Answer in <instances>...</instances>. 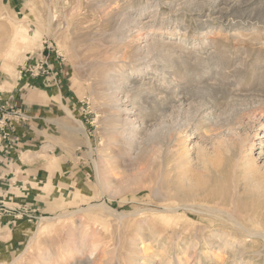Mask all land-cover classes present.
I'll return each instance as SVG.
<instances>
[{
    "label": "rangeland",
    "instance_id": "1",
    "mask_svg": "<svg viewBox=\"0 0 264 264\" xmlns=\"http://www.w3.org/2000/svg\"><path fill=\"white\" fill-rule=\"evenodd\" d=\"M1 18L9 19L11 26L28 28L31 36L26 44L16 43L17 50L24 48L14 56H6L11 43L0 50L1 80H19L24 86L49 90L50 99L40 107L44 108L40 114L44 121L37 126L36 139L28 149L41 158L36 165L41 170L32 188L42 202L14 201L16 205L12 207L11 199L0 201V214L8 216L0 224V264H32L39 259V251L43 255L56 254L59 246L72 241L83 248L90 242L87 236L98 240L99 248L109 249L101 248L100 255L95 253L92 264H102V252L109 255L104 257L115 258L108 264H124L120 258L125 256L131 240L139 246L146 245L147 253L156 256V264L165 249L164 264H178V258L183 256V241L179 248L171 247L164 232L162 241L149 240L147 225L162 232L155 218L161 203L151 187L161 164L166 162L165 151L174 150L175 144L184 140H189L191 146L205 144L208 151H214L218 133L228 140L229 153L222 151L216 160L220 170L213 172L214 181L230 186L234 154L230 142L236 135H248L250 141L256 132L264 134V0H0V21ZM153 43L157 46L149 59L131 60L135 45L146 48ZM41 65L38 73L28 72L30 66ZM111 79L121 89L135 86L132 96L135 93L138 105L144 104L142 98L149 97L152 117L145 123L150 129L158 128L161 138L157 144L146 141L139 151L135 149L138 154L134 163L117 164L109 173L110 184L106 187L100 165L108 150L111 125L105 119L99 94L104 88L101 83ZM125 92L117 93L123 104L132 97L129 94V100L125 99ZM199 105L203 106L194 117L187 118L189 108ZM210 113L213 117L222 115L218 117L224 129L216 128L211 134L206 130L210 128L202 119ZM13 116L23 120L21 113ZM78 123L85 129L90 147L74 131ZM228 125H233L234 131H229ZM260 159L259 164L263 163ZM258 200L254 203L264 201ZM100 205L108 208H99ZM87 208L91 210L78 212ZM68 213L74 214L60 217ZM139 224L144 238L136 231ZM40 226L45 229H38ZM66 229L74 230L71 241L66 239ZM241 247L218 251L200 246L196 259L191 251L187 253V264H264V240ZM76 263L80 264L78 259L67 264Z\"/></svg>",
    "mask_w": 264,
    "mask_h": 264
},
{
    "label": "bare ground",
    "instance_id": "2",
    "mask_svg": "<svg viewBox=\"0 0 264 264\" xmlns=\"http://www.w3.org/2000/svg\"><path fill=\"white\" fill-rule=\"evenodd\" d=\"M49 19L52 20L53 18L49 15ZM9 23H10L9 19L6 18L0 21V50H5L4 48L7 45H9V43H11L10 47L6 51V56H14L21 49L24 48L22 47L17 50L16 43L22 42L26 44L31 39V36L29 35L30 33H28L27 30L28 28L17 25L11 26L9 25ZM131 23L133 22L131 21ZM155 44L156 43L150 44L146 48H143L139 45H135L132 48L131 60L135 62H140L149 59V56L152 55L153 52L152 50L157 46ZM159 55L163 56V54L160 53ZM98 61L100 62L99 59ZM160 61L163 62V60ZM105 62L107 61H104V64ZM104 75H105V71H104ZM113 80L114 79L108 81L106 80L107 82L104 81L107 84V88H105L106 86L105 83H101L102 85L104 84V88L102 89V91L100 90L101 93L99 94L100 95L99 97L103 102L102 104L104 106V112L107 115V118L105 119H107L108 123L111 125L109 129L110 134L107 144L108 150L107 153H105L106 155L103 154L100 165V171L103 174L102 176L105 177L104 181L106 183V187L107 185L110 184L108 182L109 173L112 171V169H116L117 164L120 165L127 163L130 165L134 163L135 160H137V154H138V152L135 153V149L136 150L138 149L139 151L141 145L144 144V142L147 141L148 143H152L153 145L154 142L156 143V141H158L161 138L159 135L158 128L150 129L148 128L149 127V125L147 124L148 122L145 123L146 121L145 119H149L150 117H152V113H151L152 111L149 109L148 101H147L149 97H145V100L144 98H142L144 104L138 105L135 102V98L137 97L135 96V93H133L134 95L132 96V90L135 86L134 87L131 86L132 88L128 90H125L123 88L121 89L120 86L117 84L118 82L115 83ZM149 86L150 89L153 90V85L150 84ZM119 91L120 92L126 91L125 92L126 95L124 94L125 99H128L129 94H131L132 96L131 99L130 100L128 99L129 101L123 104V102H121V99L118 96L120 94H117ZM154 97L152 96L150 98L154 99ZM202 106L203 105H199V107L195 106L194 108L193 107L189 108V111L187 112L188 113L187 118L189 117L191 119L192 117H194L195 113L199 111V109L202 108ZM218 115L213 117V114L211 115L210 113V115H208L206 119H202V122L205 123L206 126H208V128H210V129H206L210 134L215 132L216 128L224 127L223 125H220L221 120L219 119ZM227 116L229 115L227 114ZM143 124L146 125L143 126ZM228 126H229L228 127L229 131L231 132L232 130L234 131L233 125L232 126L228 125ZM74 131L77 134L81 135L83 138H85L84 139V141L86 140L85 144H87L90 147V144L86 137L85 129L80 123H78V126L74 129ZM142 134L144 135L140 137ZM218 134L219 136L215 134L219 138L216 144L217 147L215 145L213 147V149H215L214 151H210V150L208 151L207 146L202 143H197L191 146L189 143H187L189 140H184L182 143L175 144L177 147L174 148V150L172 151L171 150L168 152L165 151L166 162L161 164L159 168V174L154 182V186L151 187L153 189L152 194L158 197L161 203L160 210L158 211L155 210L156 211L155 218L158 219V221H160L161 224L160 229H162V232L160 231L157 232L153 227L148 226L147 224L146 226L144 224L147 230L150 229L149 231L146 230L148 232L147 234H149V240L152 239L153 241L155 239H159L160 241H162L161 239H164V237L162 238V236L164 235L162 233L164 232L168 234L167 235L169 240L168 245L171 247L179 248L180 242L183 241L182 243L183 245L181 247L183 256L181 255L182 257L181 259L178 258L177 260L178 264L189 263L188 260H190V258L189 259L187 258L189 254L188 252L191 251L192 252L191 255L195 257L197 256L198 253L197 249L200 246L216 248L218 249V251L220 248H223L224 250L225 249L233 250L232 249L233 247H239V248L240 246L243 247V245L247 242L252 243L258 239L264 240V201L262 202V204L254 203V200L256 198L259 200L264 199V142L262 141V139H264V134L263 133L260 134L256 132L254 135V139L250 141H248L249 140L248 135L245 136L236 135L235 141L233 143L230 142L232 144L231 147L233 148V153H234L231 154L233 155L232 157L233 162L231 161L233 163L232 166L233 170L231 169L233 179L231 178L232 181L230 186L226 185L227 184L226 181H225L226 184L224 185H218L217 184L218 182L215 183L214 181L215 174L213 172H218L217 170L219 169L218 167L216 168L215 165L216 160L220 159L221 157L220 155L222 154V151L228 152L229 149L227 145L228 140L220 136L221 133ZM235 134H238V132H236ZM212 136L214 135L212 134ZM257 146H259V148H256ZM46 148H44L43 150H45ZM256 150H258L257 153H255ZM261 157L262 159H260V161L263 160V163L259 164L258 159ZM51 164L54 165V163ZM228 169H230V167ZM35 186L36 188H39L40 185H37L36 183ZM247 199H250L252 202H250V200ZM96 207L91 206V208H96ZM98 207L108 208L105 207V205L104 206L100 205ZM91 208L81 209L78 210V212H86L88 210H91ZM104 210L106 211V209ZM110 211L112 212V210ZM72 214L74 213L63 214L60 217H69ZM130 214L131 213H129V215ZM119 218L120 217H118V219ZM44 220H46V222L49 221L47 218H45ZM260 226L262 227V229L258 230V227ZM38 229L44 230L45 227L40 226ZM142 230H143L142 224L137 225L136 231L142 238H144L145 236L142 235L141 232ZM65 231H67V229ZM72 232H68V231L66 232V236H68V238L66 239H69V237L73 235ZM7 237L8 236H6V238ZM89 237L87 236L90 242L87 241L88 242L87 245L84 246L83 248L82 247L80 248V246L78 247V245L76 246L75 245L76 242L74 243V241L69 243L66 240L65 243L68 242L69 245L66 244V246H62V247L59 246V248L56 250V254L54 252L49 251L50 253L43 255L39 251L38 253L39 259L38 260L36 259L34 262L32 261L33 262L32 264H67L72 259H78V262L80 264H92L93 262L91 258L95 253L97 254V252H99L100 255L99 250L102 247L100 246L101 248H99L98 240L92 241V239ZM75 238H76V233H75ZM79 239L78 240L81 242V238ZM156 241L154 244H156ZM160 244L162 245V243ZM129 245L130 246L126 249V251H124L125 256L123 255L120 258L122 262L124 261V264H156L154 260L156 256L151 253L150 254L147 253L148 249L145 244H144L145 246L143 245L139 246V244L136 243V240H131ZM150 245L148 247H151ZM163 247L165 248V246ZM103 248H105V250H109L106 247ZM103 248L101 249L102 251L104 250ZM248 250L250 249H247V251ZM218 251L216 250V252ZM164 252L161 251L162 253L160 255L161 259L158 260L159 261L158 264L165 263L166 260L164 261L163 257L166 252L165 253ZM239 252L240 251L238 250V253ZM75 255L79 257L76 258ZM102 255L105 254L103 252L101 253V258L103 259L102 264H108V261L110 262L115 260L114 257H104ZM94 258L96 257L94 256ZM226 260L227 259H225V261ZM14 263L16 262H13L12 264ZM17 263L19 264L18 261ZM116 263L118 264V262ZM235 263L237 264V262ZM249 264H253V263H249Z\"/></svg>",
    "mask_w": 264,
    "mask_h": 264
},
{
    "label": "crops",
    "instance_id": "3",
    "mask_svg": "<svg viewBox=\"0 0 264 264\" xmlns=\"http://www.w3.org/2000/svg\"><path fill=\"white\" fill-rule=\"evenodd\" d=\"M18 81L0 78V201L5 203L9 198L12 207L15 202L41 201L32 188L35 176L41 170L36 166L41 163V158L28 149L36 139L37 126L44 121L40 116L44 108L41 110L40 107L50 99L49 90L39 91ZM20 113L22 121L13 116ZM7 219L8 216L0 214V224Z\"/></svg>",
    "mask_w": 264,
    "mask_h": 264
},
{
    "label": "built area",
    "instance_id": "4",
    "mask_svg": "<svg viewBox=\"0 0 264 264\" xmlns=\"http://www.w3.org/2000/svg\"><path fill=\"white\" fill-rule=\"evenodd\" d=\"M43 65H44V63H42ZM38 68H42V65H41V67H37V68H35V66H34V68H32L31 66H30V68L28 69V72H30V73H33V72H37L38 71ZM44 72V71H43ZM38 73V72H37ZM37 73H36V75H37ZM10 212H14V213H16L17 211L14 209V210H10Z\"/></svg>",
    "mask_w": 264,
    "mask_h": 264
}]
</instances>
